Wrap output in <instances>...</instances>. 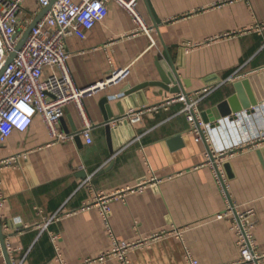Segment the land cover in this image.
<instances>
[{
  "label": "crops",
  "instance_id": "1",
  "mask_svg": "<svg viewBox=\"0 0 264 264\" xmlns=\"http://www.w3.org/2000/svg\"><path fill=\"white\" fill-rule=\"evenodd\" d=\"M108 8L84 38L68 40V66L80 88L129 70L122 83L86 99L92 143L80 136L52 143L39 115L27 132L0 143V162L19 157L18 165L0 170V222L11 226L3 233L15 249L11 263L58 264L59 253L67 264H85L115 241L157 236L130 251L131 264H189L186 249L198 264H236L231 220L219 218L229 204L255 211L257 250L264 254V0H140L151 36L137 32L115 2ZM42 12L37 0L26 1L20 17L27 29ZM165 50L187 94L209 90L199 109L209 122L204 137L192 131L181 104L145 113L136 125L112 123L109 131L107 121L173 96L158 86L159 69L172 72L161 58ZM236 74L241 78L233 81ZM141 85L147 87L124 96ZM83 129L79 109L68 105L61 130ZM210 151L224 154L217 161L226 192L208 163ZM140 184L142 192H124ZM100 193L121 195L110 202L108 225L91 206ZM0 264H8L1 245Z\"/></svg>",
  "mask_w": 264,
  "mask_h": 264
},
{
  "label": "built area",
  "instance_id": "2",
  "mask_svg": "<svg viewBox=\"0 0 264 264\" xmlns=\"http://www.w3.org/2000/svg\"><path fill=\"white\" fill-rule=\"evenodd\" d=\"M27 0H0V73L4 69L8 58L16 52L18 44L27 31L24 20L20 15L24 12V4ZM140 0H56L49 12L38 22L31 31L22 49L6 68L0 77V143H4L14 132L25 133L33 124L35 116H41L54 144H64L72 141L77 136L83 137L89 144L91 139V123L85 110V101L91 96L104 91L108 87L122 83L129 75V70H115L100 83L87 88H80L69 69L68 40L73 36L84 38L86 34L102 22L109 14L108 4L115 2L124 8L137 26V32L151 36L152 28L145 22L138 10ZM39 8L44 10L51 6L52 0H37ZM187 50L190 45L186 46ZM235 75L233 81L240 79ZM209 94L206 89L196 95L176 94L167 97L161 104L144 108L140 111H132L126 114L123 121L129 125L140 123L145 113L167 109L171 105L181 104V112L191 124L192 131L199 137H204L202 127L204 125L200 116V105ZM74 104L80 111L84 129L77 134H67L61 130V120L64 117L65 108ZM224 156L210 151L207 155L208 163L214 169L217 180L222 184L224 192L226 185L223 174L218 164V158ZM19 157H13L0 162V170L18 165ZM145 185L129 187L124 192H142ZM121 195L112 196L104 193L98 194L91 206L96 207L105 223L108 225L111 213L110 202L119 199ZM0 202V208L3 206ZM57 214L53 219L46 220L45 229L52 220H57ZM229 218L232 224L239 251L240 259L236 264H264V254L257 250L254 235L256 214L252 209L240 211L232 204L227 211L219 216ZM11 226L5 223L2 231L9 232ZM110 230V229H109ZM176 236L182 237L177 230ZM157 236L139 241L137 243L115 241L111 250L103 253L97 259L88 260L85 264L101 263L106 260L116 259L121 264H131L130 251L145 246ZM53 241L58 237L53 236ZM9 256L15 249L6 243ZM1 245V240H0ZM185 258L189 264H198L186 249ZM58 264H67L58 253ZM17 264H24L21 260Z\"/></svg>",
  "mask_w": 264,
  "mask_h": 264
},
{
  "label": "water",
  "instance_id": "3",
  "mask_svg": "<svg viewBox=\"0 0 264 264\" xmlns=\"http://www.w3.org/2000/svg\"><path fill=\"white\" fill-rule=\"evenodd\" d=\"M56 2V0H52L51 6L44 9L43 12L40 14L39 17H37V19L35 21H33L31 23V25L29 26V28L27 29V31L24 33V35L22 36L18 47L16 49V52H14L7 60V63L5 64L4 69L1 71L0 73V77L2 76V74L4 73V71L6 70V68L11 64V62L14 60V58L17 55V52H19L22 47L24 46L26 40L28 39L31 31L33 30V28L38 24V22L49 12V10L51 9L52 5ZM162 59L166 60V62L168 63L169 67L171 68L172 72H168L167 74L164 73V71H161L159 69L160 75H161V79H162V83H160L158 86H161L162 89L170 94L176 95V94H185L188 95L183 87V83L180 81L179 76L177 74V70L175 69V65L173 62V59L170 57L168 50H165L164 53L162 54ZM155 86V84H152ZM149 86V85H148ZM172 86V87H170ZM145 87H147L146 85H141L139 87H136L135 89H130L128 91L125 92V97H130L133 94L140 92L141 90H143ZM127 113L122 114L120 117L114 118L111 121H107L105 123V126L108 128V130L110 131L111 129V124L112 123H121V122H125L123 121V119L125 118ZM202 120L204 122V124H208V120L206 118V114L202 113ZM127 124V123H126ZM79 137V136H77ZM0 240H1V246L3 249V253L4 256L8 262V264H12L10 257L8 255L7 249H6V244H5V237L3 235V231H2V225L0 222Z\"/></svg>",
  "mask_w": 264,
  "mask_h": 264
}]
</instances>
